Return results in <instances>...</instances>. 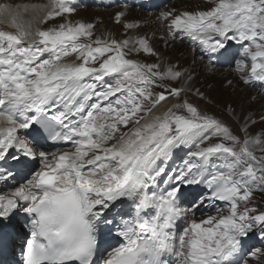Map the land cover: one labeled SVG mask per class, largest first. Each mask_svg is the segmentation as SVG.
Wrapping results in <instances>:
<instances>
[{"label": "snow or ice", "instance_id": "1", "mask_svg": "<svg viewBox=\"0 0 264 264\" xmlns=\"http://www.w3.org/2000/svg\"><path fill=\"white\" fill-rule=\"evenodd\" d=\"M20 9L0 5L15 29L0 30V264L259 262L264 252L247 247L264 240L253 202L264 130L251 132L253 114L227 105L234 131L190 102L205 96L194 71L158 52L156 33L140 34L126 10L114 14L118 39L72 19L76 0ZM155 19L166 45L187 39L216 58L210 72L228 62L239 82L264 88V0ZM20 218L28 237L17 261L7 256Z\"/></svg>", "mask_w": 264, "mask_h": 264}, {"label": "bare ground", "instance_id": "2", "mask_svg": "<svg viewBox=\"0 0 264 264\" xmlns=\"http://www.w3.org/2000/svg\"><path fill=\"white\" fill-rule=\"evenodd\" d=\"M156 1L159 2L163 0H155V2ZM48 3L49 1L47 0H0V5H10L13 9H16V6L19 5L21 6V9H20L21 11H22V6L24 5H29V6L45 5ZM84 3H86L87 5H83ZM197 3H199L197 2V0H178L177 3H175L174 5L170 4V6L173 8H176L177 10H184V9L192 10L195 8H200V9L208 8L205 4H204L205 7H203L201 5H198ZM76 5H77V12L73 15L72 19L74 20L83 19L88 22H95L96 32L98 35H102L105 32H111L118 39L122 38L121 33L123 29L121 25L114 23V14L117 11L126 10L129 18H135L140 22V25H141L139 29L140 34L151 35L153 32L156 33V37L155 39H153L152 42L158 52H160L166 59H168L172 63L179 62L181 67L189 68L194 71L195 88L197 87V84H198V78L203 75L206 77V79H204L205 81L207 82L214 81L213 89H217L216 88L217 83L220 82L221 78L231 79L234 76L233 71L228 70V67H227L228 62L218 63V64H221V66L215 67L216 71L210 72L209 68L211 67V62H214L216 58L206 56V58L202 60V54L199 51L193 53V51L187 50L189 49L186 47L187 45H185L187 41L180 42L176 40L174 43H170L167 45L165 44V40L160 38L161 36L164 35V32L159 29V24L156 22L155 18L159 14V12L169 10L168 9L169 6H167V8H164L159 12L157 11L153 13H146V11L148 10L147 0H76ZM155 5L156 3L153 4V6ZM35 14H36L35 12L30 10L28 13L24 14V18L30 19ZM42 14L43 13H40V15ZM38 26L48 27L50 26V24L49 25H38ZM0 30L15 31L14 27H12L11 25V17H8L6 15H0ZM165 39H167V37H165ZM230 53H231V49H230ZM183 56H184L183 59H186L185 61L182 59ZM138 58L143 61L149 62V63L155 61L154 57L147 56L144 54H141ZM193 61H195V64H194L195 66L193 65ZM222 72L224 73L223 74L224 77L220 76V73ZM209 73L210 75H208ZM233 81L234 82L231 86L224 88V92L228 93V97L225 98L226 100L234 98L236 102H233L232 100H228L229 102L228 101L223 102V100H221L219 104H225L226 102L230 104H237V101L245 100L243 111L245 113L251 114L249 102L247 101V99L241 98L242 93L238 91L235 87L236 80L233 79ZM174 86H178V85H174ZM244 87L245 86L243 85L241 88H244ZM231 89L233 90L232 91L233 95L230 94ZM247 89L248 88H246V90ZM249 93H250L249 94L250 96L251 94L254 95L255 92L250 90ZM210 100H213L212 102H215V100L218 101L217 97H212V99ZM263 101H264V97H263ZM172 102L174 101L170 100L169 104ZM234 108L236 109L237 112L241 110V109H238L236 106H234ZM212 111L215 112L213 109H211L210 112ZM217 112H218V115L222 114L219 111ZM255 119H256L255 124L250 126V130L252 129L253 132L259 133L262 130H264V123H261V121L258 119V115L256 116ZM224 120L226 122H230V120L226 118H224ZM170 259L173 261V264H174V258H170Z\"/></svg>", "mask_w": 264, "mask_h": 264}, {"label": "rangeland", "instance_id": "3", "mask_svg": "<svg viewBox=\"0 0 264 264\" xmlns=\"http://www.w3.org/2000/svg\"><path fill=\"white\" fill-rule=\"evenodd\" d=\"M47 1H49V0H47ZM177 2H178V0H169V2H166L164 7L163 6L162 7L164 9V8H167V6H169L168 9H171L173 7H171L170 4L174 5ZM197 2H199V3H197L198 5H201L203 7H205V5H206L207 7H209V6H212L213 0H197ZM204 9H207V8H204ZM154 10L158 11V9H154ZM176 40L180 41V42L187 41V43L185 44V45H187L186 47L189 48L187 50H191L192 51L194 45H192L191 42H189L187 39H183L182 40V39H180L178 37ZM234 53H235V48H231V53L229 54V59L231 58V54H234ZM183 58H184V56L182 57V59ZM205 58H206V55H202V60L205 59ZM183 60L185 61L186 59H183ZM227 65H228L227 66L228 70H232L234 68V64L227 63ZM220 66H221V64H218V63L215 64V67H220ZM223 74H224L223 72L220 73V76L224 77ZM233 74H234V76L231 79L221 78L220 82L217 83L218 87L215 85L217 89H213L214 81H210V82L205 81L204 79H206V77L204 75L199 77L198 78V84H197L196 88H199L205 94V96H204V98H201V97H199V96H197L195 94L189 93L188 94V99H189L190 102H192V103L198 105L199 107H201L202 110L208 111V109H209V112H210L211 109H213L215 112L212 111L211 113H214L218 117L220 116V118L223 119V120H224V118L230 120V122H227V123L233 128L234 131H238L239 124H238L237 120L235 119V117L231 115L230 110L226 107L230 103L226 102L225 104H219V102L221 100H223V102L228 101V100H232L233 102H236V100L234 98L227 99V100L225 99V98L228 97V93L224 92V88L225 87H229V85L227 84V80H232V81H233V79L236 80V86L235 87H236V89L238 91H240L242 93L241 98L247 99V101L249 102L250 111H251V114H253L252 115V119L255 120V121H256L255 118H256L257 115H258V119L259 120H260L259 117L264 115V101H263L264 88H261L259 86V84H256V86H245L243 83L239 82V80L235 76L234 72H233ZM208 75H210V73ZM243 85L246 88H248V89L246 90L245 87L241 88ZM250 90L255 92L254 95L251 94L249 96V94H250L249 91ZM232 91L233 90L231 89V93L230 94H232ZM211 95H212V97H217L218 101L215 100V102H212L213 100H210V99H212ZM251 97H257V98L255 100H252V99H250ZM244 101L245 100H240V101H237V104H231V105H232L233 108H234V106H236L238 109H241V106H242V108H244ZM217 111L221 112L222 114L218 115ZM251 132L253 134L255 133V132H253L252 129H251ZM253 202H254V206L255 207H257L258 209L264 210V191L257 190L254 193ZM204 212L205 213L208 212V209L206 208L204 210ZM203 214L204 213L197 212L196 216H197V218H199ZM247 247L250 250L260 249L262 252H264V240L260 239L259 233H257L251 239H249ZM245 258L251 259V257L247 256V254L245 255ZM253 264H264V257H262L259 262L253 261Z\"/></svg>", "mask_w": 264, "mask_h": 264}]
</instances>
